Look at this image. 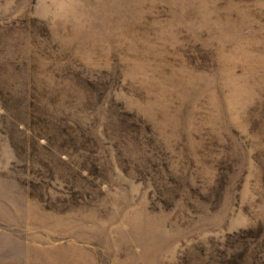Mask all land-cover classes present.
I'll use <instances>...</instances> for the list:
<instances>
[{
	"label": "rangeland",
	"instance_id": "obj_1",
	"mask_svg": "<svg viewBox=\"0 0 264 264\" xmlns=\"http://www.w3.org/2000/svg\"><path fill=\"white\" fill-rule=\"evenodd\" d=\"M0 264H264V0H0Z\"/></svg>",
	"mask_w": 264,
	"mask_h": 264
}]
</instances>
